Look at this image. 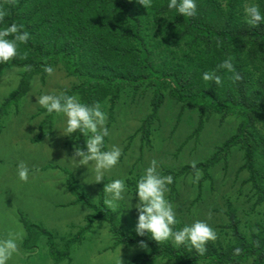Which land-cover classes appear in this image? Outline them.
Wrapping results in <instances>:
<instances>
[{
	"label": "trees",
	"instance_id": "obj_1",
	"mask_svg": "<svg viewBox=\"0 0 264 264\" xmlns=\"http://www.w3.org/2000/svg\"><path fill=\"white\" fill-rule=\"evenodd\" d=\"M151 2L152 6L145 9L136 0H0V8L8 12L7 23L23 24L30 33L19 55L9 64L0 65V73L7 66L19 69L18 85L0 104V113L18 106L36 77L41 81L47 77L44 66L60 65L74 80L65 91L79 95L88 104L101 103L109 115L118 106L133 101L137 92L142 96L150 93L149 112L138 131L142 147L154 149L156 136L160 144L164 141L161 127L169 123L160 117V112L166 102V108L170 102L178 104L180 112L197 110L198 125L189 136L194 138L192 144L189 137L172 138V142L165 139L167 146L174 143V158L184 148L193 156L199 133L210 117H232L238 120L235 132L215 145L206 158L177 170L166 168L161 173L173 177L169 194L172 198L181 177L190 175L194 179L196 172H201L199 200L205 181L210 184L207 189L214 191L212 170L217 165L224 171L229 169L238 156L236 161L242 163L233 169V183L246 191V200L241 202L246 204V210L234 207L231 200H227L225 210L213 208V212L218 210L224 216L223 221L217 240L209 242L207 252L200 256L170 242L158 244L147 236L139 237L134 229L125 230L119 211L114 213L103 204L93 205L69 184L77 196L76 203H84L94 213L86 216V225L64 241L62 249L53 241L51 232L40 230L47 238L49 256L55 263L68 258L71 246L79 242L92 221L104 219L115 245L139 246L143 240L151 249L126 264L138 260L149 264L159 258L179 264H264V212L262 220L252 221V214L264 206V24L254 28L244 16L245 6L252 3L264 12V0H197V15L192 18L170 12L168 0ZM228 57L240 79L219 69V85L203 81L205 71L217 70ZM27 65L31 67L25 71ZM51 119L46 116L49 123ZM180 120L178 114L169 136L176 132ZM155 132L158 135L154 137ZM80 141L84 143L82 136ZM185 224L179 222L176 229ZM30 226L27 223L25 227L27 240L35 232L34 225ZM236 249L240 250L238 254Z\"/></svg>",
	"mask_w": 264,
	"mask_h": 264
},
{
	"label": "rangeland",
	"instance_id": "obj_2",
	"mask_svg": "<svg viewBox=\"0 0 264 264\" xmlns=\"http://www.w3.org/2000/svg\"><path fill=\"white\" fill-rule=\"evenodd\" d=\"M54 69L52 76H47L43 81L36 77L31 82L28 92L18 106H11L0 113V237L11 233H18L21 237L19 251L14 254L9 264H117L119 257L121 264H126L140 254L149 253L151 249L148 246L147 249H142L134 244L115 245L108 223L104 219L92 221L91 227L81 236L79 242L71 246L68 258L55 263L49 256L47 238L40 230L51 232L53 241L62 249L64 241L76 236L79 229L86 225V216L94 213L84 203H76L77 196L72 193L69 184L78 194L86 195L93 205L98 206L103 204L104 183L127 178L128 191L125 201L118 209V217L125 230L135 229V205L138 203L135 183L151 161L156 160L158 171L162 172L166 168L177 170L184 164L202 160L215 150V145L235 132L238 120L232 117L222 119L221 115H213L199 133L196 153L190 156L188 149L184 148L174 158V143L167 146L165 139L169 142L173 141L172 138L187 140L197 128V110L187 108L181 109L180 112V106L173 102L169 103L171 106L168 104L167 109L166 102L160 112V117L166 118V123H169L161 127L164 141L160 144L158 137H155L158 132H155L154 149L150 146L142 147L138 131L141 120L149 112L151 95L147 93L142 96L137 92L133 101L128 100L129 104L118 106L110 115L107 113L111 123L107 125L110 135L107 137L106 146L109 149L112 146L119 147L122 156L118 165L105 174L104 181L96 184L94 164L88 170L85 166L76 168V165L67 159L73 155L74 144L84 147L80 137L78 140H72L60 135L53 117L49 123L41 106L36 104V98L41 94H60L74 83L60 65ZM18 82V68L7 66L1 71L0 104L16 88ZM178 114L182 122L176 132L169 136V130L176 125L174 120ZM189 140L192 144L194 138L189 137ZM236 159L225 171L220 165L212 170L214 191L207 189L210 184L205 181L199 200L198 181L190 175L178 180L177 192L172 198L169 195V186L167 198L173 203L179 222L191 224L199 219L207 222L217 232L224 217L218 210L226 209L227 200H231L230 203L234 207L243 206L246 210V204L241 203L246 200V191H241L237 182L233 183V169L242 163ZM21 161L30 169L26 182L21 181L17 175V164ZM237 188L242 193H239ZM213 208L218 210L213 212ZM258 209L257 213L252 214V221L262 220L264 206ZM27 223L32 225L30 227L34 225L35 230L29 240L25 228ZM134 264L141 262L138 260ZM149 264L179 262L159 258Z\"/></svg>",
	"mask_w": 264,
	"mask_h": 264
},
{
	"label": "clouds",
	"instance_id": "obj_3",
	"mask_svg": "<svg viewBox=\"0 0 264 264\" xmlns=\"http://www.w3.org/2000/svg\"><path fill=\"white\" fill-rule=\"evenodd\" d=\"M145 9L152 6L151 0H136ZM197 0H168L167 9L179 16L192 18L197 15ZM8 12L0 8V65H7L18 55L21 45H26L30 40V33L23 24H8L6 17ZM244 16L249 26L256 28L264 24V12L258 4L252 3L244 8ZM30 65L25 66V71L30 70ZM219 69L233 73L234 79H240L235 72L232 58L228 57L218 66L217 70L205 71L202 79L205 82L221 83V76L217 74ZM54 67L46 65L43 72L47 76L54 74ZM36 104L41 106L45 115L53 117L57 123L58 132L72 140L84 138V147L73 145V155L67 157L68 161L87 167L94 164V183L104 181V176L120 162L122 151L117 146L110 149L106 146V138L110 131L108 115L103 105L99 102L88 104L77 94H69L63 91L60 94L43 93L36 98ZM91 162V163H90ZM17 175L21 181H27L30 175L29 167L23 162L17 164ZM201 173L196 172L195 181L201 178ZM173 184L171 175H163L158 171V162L152 160L142 174L136 179L135 196L138 203L135 205L137 220L135 233L139 237H148L160 243L170 242L174 247L188 248L203 256L207 252L209 242L217 240V232L209 224L202 220H195L191 224H185L176 229L179 223L173 203L167 198L169 186ZM128 191L127 178L114 179L104 183L103 205L112 212H117L125 201ZM132 205L130 203V210ZM95 227V225H93ZM21 237L18 233H11L6 237H0V264H9L14 254L19 251ZM139 247L147 249L145 241L139 242ZM238 254L239 249L235 250ZM121 264V260L117 261Z\"/></svg>",
	"mask_w": 264,
	"mask_h": 264
}]
</instances>
